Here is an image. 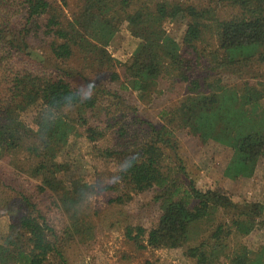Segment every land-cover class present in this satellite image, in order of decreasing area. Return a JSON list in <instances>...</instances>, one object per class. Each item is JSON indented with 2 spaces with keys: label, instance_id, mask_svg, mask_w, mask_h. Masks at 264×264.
<instances>
[{
  "label": "trees",
  "instance_id": "16d2710c",
  "mask_svg": "<svg viewBox=\"0 0 264 264\" xmlns=\"http://www.w3.org/2000/svg\"><path fill=\"white\" fill-rule=\"evenodd\" d=\"M166 21L184 25L180 42ZM123 26L136 43L119 61L107 47ZM141 105L162 107L159 119ZM178 131L229 147L231 179L264 159V0H0V212L12 218L0 264H68L71 244L94 236L87 199L99 193L115 205L149 194L151 225L123 231L137 249L264 264V244L242 241L263 205L195 186ZM79 134L91 182L59 160ZM102 161L114 164L109 182ZM10 169L38 181L32 193Z\"/></svg>",
  "mask_w": 264,
  "mask_h": 264
},
{
  "label": "rangeland",
  "instance_id": "374dc122",
  "mask_svg": "<svg viewBox=\"0 0 264 264\" xmlns=\"http://www.w3.org/2000/svg\"><path fill=\"white\" fill-rule=\"evenodd\" d=\"M76 0H69V7L74 8ZM166 32L178 42L184 31V25L177 22L166 21ZM136 39L133 38L123 26L109 43L107 50L112 57L124 61L133 47ZM176 97L171 98V102ZM170 102V103H171ZM144 108V109H143ZM160 106L148 108L140 106L147 115L159 119ZM180 143V153L185 158V167L189 178L194 185L201 189L222 190L231 194L238 201L259 202L264 207V159L260 160L251 176L231 179L223 174L224 169L231 158V149L212 140L201 143L184 131L176 132ZM91 154L88 143L83 135L71 136L66 144L60 161L68 164L69 172L77 175L81 180L91 182L94 179ZM101 179L109 182L113 173V162L102 161ZM12 169H14L12 167ZM10 169L4 176L15 178L16 185L24 192L32 193L37 180L28 177L25 173ZM113 175V174H112ZM134 196L125 205H115L108 201V195L99 193L87 199L88 209L93 215V223L98 226L93 231L94 236L86 240H76L67 249L68 264H191L184 258L180 249L146 247L137 249L132 240L124 235V227L127 225H140L148 228L152 217L155 216L156 207L151 204L149 194H133ZM116 206V207H115ZM154 209V210H153ZM110 211L112 215L110 214ZM118 212V213H115ZM122 212V215L119 214ZM115 221V228L107 227L110 220ZM115 216V218H113ZM121 216V218H116ZM12 218L0 212V242L10 234L9 225ZM101 221H106L102 222ZM58 225V221H55ZM110 223V222H109ZM250 249H257L264 244V210L260 217V223L255 229L242 239Z\"/></svg>",
  "mask_w": 264,
  "mask_h": 264
},
{
  "label": "clouds",
  "instance_id": "9594fccd",
  "mask_svg": "<svg viewBox=\"0 0 264 264\" xmlns=\"http://www.w3.org/2000/svg\"><path fill=\"white\" fill-rule=\"evenodd\" d=\"M93 92H94V88L92 84L91 83L86 84L83 98L85 100L90 99L93 95Z\"/></svg>",
  "mask_w": 264,
  "mask_h": 264
}]
</instances>
